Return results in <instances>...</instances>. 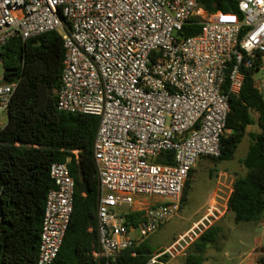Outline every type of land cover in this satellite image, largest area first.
I'll list each match as a JSON object with an SVG mask.
<instances>
[{
	"label": "built area",
	"instance_id": "built-area-1",
	"mask_svg": "<svg viewBox=\"0 0 264 264\" xmlns=\"http://www.w3.org/2000/svg\"><path fill=\"white\" fill-rule=\"evenodd\" d=\"M238 9L242 18L209 14L199 0H0V51L15 35L58 31L65 53L57 107L100 118L93 145L99 180L93 258L103 264H122L123 251L173 218L196 162L221 155L230 96L239 95L246 70L264 69V0H238ZM194 16L200 33L179 36ZM255 84L264 79L255 75ZM17 85L0 81V113H9ZM164 151L174 153V164L156 160ZM50 176L54 187L45 202L36 264L54 262L74 207L68 163L54 162ZM149 197L160 200L147 202ZM138 211V223L129 222L127 215ZM224 213L210 205L140 264H169L187 255Z\"/></svg>",
	"mask_w": 264,
	"mask_h": 264
},
{
	"label": "trees",
	"instance_id": "trees-1",
	"mask_svg": "<svg viewBox=\"0 0 264 264\" xmlns=\"http://www.w3.org/2000/svg\"><path fill=\"white\" fill-rule=\"evenodd\" d=\"M199 6L209 14L234 12L242 18L238 0H199ZM200 30V21L194 16L178 34L189 37ZM0 52L4 81L18 84L10 102L8 122L0 125V264H36L45 202L54 187L50 176L54 162L68 163L75 194L69 227L52 264H103V258H93V252L98 249L99 194L93 145L100 118L66 113L57 107L56 91L65 53L62 37L58 31L28 39L15 35ZM255 75L256 69L246 70L239 95L230 96L231 111L222 138V153L218 158L210 157L232 159L248 135L249 148L240 160L246 173L236 175L228 200L235 224L264 223V97L255 84ZM252 125H257L259 132L247 131ZM156 160L174 164V153L164 151ZM192 171L184 186L183 202ZM141 214L130 213L127 220L137 224ZM220 231L216 224L206 230L190 247L183 264H204L205 254L217 242ZM157 252L145 239L135 248L123 251L118 261L140 264ZM260 264H264V255Z\"/></svg>",
	"mask_w": 264,
	"mask_h": 264
},
{
	"label": "rangeland",
	"instance_id": "rangeland-1",
	"mask_svg": "<svg viewBox=\"0 0 264 264\" xmlns=\"http://www.w3.org/2000/svg\"><path fill=\"white\" fill-rule=\"evenodd\" d=\"M3 65L0 63V81L3 78ZM257 79H264V69L256 73ZM259 89L264 97V85L259 86ZM9 114L7 112L0 113V124L5 125L8 122ZM249 131H258L257 125L248 127ZM248 135L243 138L238 145L237 150L230 160H215L210 157H201L192 171V177L189 182V191L186 200L181 204L179 212L170 220L165 222L160 228L154 232L149 238L150 246L155 250H162L167 245L172 243L182 232H184L192 222L198 219L204 212L205 204H207L213 196L214 189L217 187V175L219 172H225L229 175L228 181L234 174L242 175L246 168L242 166L240 160L247 154L249 148ZM157 197H149L150 200H155ZM160 200V198H157ZM137 209H142L143 206L136 205ZM225 219V221H224ZM223 225L218 236L217 242L210 246L206 252V260L204 264H244L251 250L252 243H255L256 249L264 250V240L250 239L242 236L241 226L245 223L235 224L232 216L227 214L221 220ZM138 232H134L132 236H137ZM255 237V236H254ZM264 254H261V256ZM251 258L253 264L260 263V257ZM184 257V256H183ZM185 259L179 257L173 259L169 264H183Z\"/></svg>",
	"mask_w": 264,
	"mask_h": 264
},
{
	"label": "crops",
	"instance_id": "crops-1",
	"mask_svg": "<svg viewBox=\"0 0 264 264\" xmlns=\"http://www.w3.org/2000/svg\"><path fill=\"white\" fill-rule=\"evenodd\" d=\"M257 87L259 88V86H257ZM254 117L257 118L258 114L255 113ZM247 131H249V130L247 129ZM256 132H259V130L256 131ZM195 166L193 167V169L195 168ZM245 173H246V171H245ZM244 174H242V175H244ZM236 175L237 174L232 175L231 176L232 178L228 181L229 175L227 173H225V172H219V174L216 177L217 178V187L214 189L213 196L211 197L210 201L207 204H205L204 212L201 214V216L198 219L194 220L192 222V224L195 223L196 221H198L206 213L207 208L210 205H214V204L217 205L220 208L225 209L224 215L215 223L220 228L223 225V223H221V220H223V217L226 214H227V217L228 216H232V218H233L232 213L228 210V200H229V197H230V195L232 193V190H233V182H234V179H235ZM224 221H225V219H224ZM237 225H239V224H237ZM239 226H241V228H242L241 231L243 233L242 234L243 237H247V238H250V239L256 238L257 240H261V241L264 240V223H259V224L245 223L243 225L240 224ZM89 230H91V228ZM184 232H182V233H184ZM181 234H179V235H181ZM252 244L253 245L251 247L250 252L246 256V258H244V260H243L244 264H253V262L251 261V258H255L256 259V256H261V254H264V250L263 251L257 250L256 246H255V243H252ZM186 256L187 255L182 257V259H185ZM205 256H206V254H205ZM257 264H260V263H257Z\"/></svg>",
	"mask_w": 264,
	"mask_h": 264
}]
</instances>
